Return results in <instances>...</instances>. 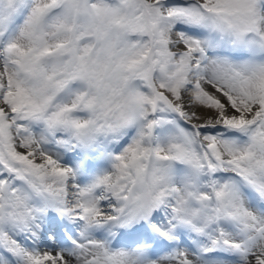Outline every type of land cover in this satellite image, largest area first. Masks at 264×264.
Here are the masks:
<instances>
[{
	"label": "snow or ice",
	"instance_id": "6c2138e0",
	"mask_svg": "<svg viewBox=\"0 0 264 264\" xmlns=\"http://www.w3.org/2000/svg\"><path fill=\"white\" fill-rule=\"evenodd\" d=\"M0 264H264V0H0Z\"/></svg>",
	"mask_w": 264,
	"mask_h": 264
}]
</instances>
